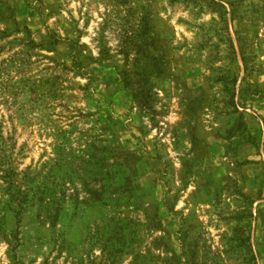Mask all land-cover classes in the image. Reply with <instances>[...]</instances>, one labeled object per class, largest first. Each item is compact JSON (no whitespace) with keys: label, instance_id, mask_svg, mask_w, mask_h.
<instances>
[{"label":"rangeland","instance_id":"374dc122","mask_svg":"<svg viewBox=\"0 0 264 264\" xmlns=\"http://www.w3.org/2000/svg\"><path fill=\"white\" fill-rule=\"evenodd\" d=\"M0 264H264V0H0Z\"/></svg>","mask_w":264,"mask_h":264}]
</instances>
